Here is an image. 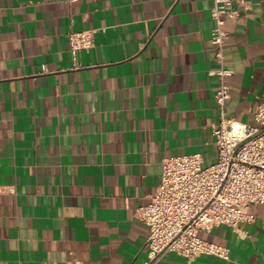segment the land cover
I'll use <instances>...</instances> for the list:
<instances>
[{
  "label": "crops",
  "instance_id": "crops-1",
  "mask_svg": "<svg viewBox=\"0 0 264 264\" xmlns=\"http://www.w3.org/2000/svg\"><path fill=\"white\" fill-rule=\"evenodd\" d=\"M225 43L229 114L264 103V0H245ZM214 0H0V264H146L149 204L168 157L219 159ZM94 31L77 56L72 31ZM241 232L201 235L264 264V204Z\"/></svg>",
  "mask_w": 264,
  "mask_h": 264
},
{
  "label": "built area",
  "instance_id": "built-area-1",
  "mask_svg": "<svg viewBox=\"0 0 264 264\" xmlns=\"http://www.w3.org/2000/svg\"><path fill=\"white\" fill-rule=\"evenodd\" d=\"M245 0H214L213 41L220 87L216 100L221 109L214 127L219 159L205 166L201 153L168 157L164 160L162 181L152 201L138 209V217L150 228L149 258L157 264L171 252L189 262L202 255L231 259V250L204 238L219 225L241 232L242 224L253 220V204H264V103L256 112V123H245L229 114L231 87L227 78L233 71L226 66L227 24L236 21ZM72 52L94 47V31L70 33Z\"/></svg>",
  "mask_w": 264,
  "mask_h": 264
},
{
  "label": "rangeland",
  "instance_id": "rangeland-1",
  "mask_svg": "<svg viewBox=\"0 0 264 264\" xmlns=\"http://www.w3.org/2000/svg\"><path fill=\"white\" fill-rule=\"evenodd\" d=\"M205 166H208L207 164H205Z\"/></svg>",
  "mask_w": 264,
  "mask_h": 264
}]
</instances>
